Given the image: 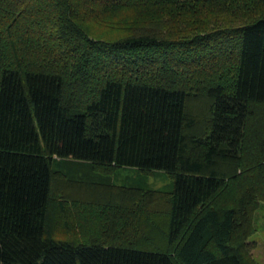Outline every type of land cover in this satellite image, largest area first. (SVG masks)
<instances>
[{
    "label": "trees",
    "instance_id": "trees-1",
    "mask_svg": "<svg viewBox=\"0 0 264 264\" xmlns=\"http://www.w3.org/2000/svg\"><path fill=\"white\" fill-rule=\"evenodd\" d=\"M197 4L0 0V264H253L237 215L264 200V17L216 28ZM126 8L143 23L91 38ZM71 159L173 187L70 186L51 165Z\"/></svg>",
    "mask_w": 264,
    "mask_h": 264
},
{
    "label": "rangeland",
    "instance_id": "rangeland-1",
    "mask_svg": "<svg viewBox=\"0 0 264 264\" xmlns=\"http://www.w3.org/2000/svg\"><path fill=\"white\" fill-rule=\"evenodd\" d=\"M194 1L198 2L195 8L200 10L197 11L203 14L206 13V9L207 11L209 10L208 7L210 2L216 1L219 3L218 7H216V9L219 11L216 12L218 15L214 21L209 23L211 25L214 24L216 28L219 26L225 27L227 25L238 26L252 21L257 17H264V2L254 3L253 1H247L234 3V0H209L210 2L208 5L203 3L204 0H193V3H195ZM180 4L188 7V5H186L184 2H180ZM177 5L178 4H175V7L178 9ZM141 6L143 7L146 5ZM155 6L157 8H161L163 21H171L174 23V17L165 11V8H170L168 4L159 2L158 4H155ZM231 7H233L235 10H239L235 17H229L230 9H232ZM243 10L246 12L238 15ZM132 14H134L133 18L130 17ZM201 18L199 17L197 21H187L184 17L183 22L190 25L187 28H181L183 32L182 36H192L196 32V26H199L202 23ZM135 19L137 22L141 24L143 23L139 12L133 13L126 8L122 13H113L111 15L107 14L106 16H103V22L101 21L102 23L100 26L94 25L95 27H93V25H90L91 28L87 29V31L91 34L92 39L95 36L101 38V40L114 41L127 32V24L132 20L135 22ZM192 24L194 25L191 26ZM168 32L173 34V28L168 27L166 33L168 34ZM51 168L53 171L61 173L67 180L71 181L72 185L70 186L76 185L75 183H77V186H83L88 183H97L105 186L106 182H111L118 185L141 188L146 192H152L154 190H162L167 192L172 190L173 187L172 179L163 171H154L153 174H147L139 171L136 168H122L116 170L111 175L109 174V177H103L98 175V173L93 172L89 163L80 162L73 159L55 161L52 163ZM67 188H69V186ZM220 202L222 201L219 199L216 201V203ZM51 203L54 204V201H51ZM241 207L242 208L237 215V223L240 226H245L247 223L249 224V226L246 227L249 234L243 243V252L247 255L246 260L252 262L253 264H264V200L258 199L254 204H244ZM53 237L57 239H64L62 238L64 237V232H55Z\"/></svg>",
    "mask_w": 264,
    "mask_h": 264
},
{
    "label": "crops",
    "instance_id": "crops-1",
    "mask_svg": "<svg viewBox=\"0 0 264 264\" xmlns=\"http://www.w3.org/2000/svg\"><path fill=\"white\" fill-rule=\"evenodd\" d=\"M114 184V183H113ZM116 185H118V184H116ZM119 186H125V185H119Z\"/></svg>",
    "mask_w": 264,
    "mask_h": 264
}]
</instances>
